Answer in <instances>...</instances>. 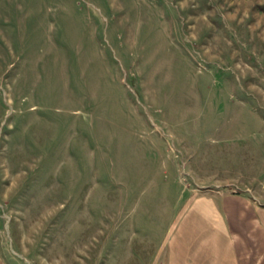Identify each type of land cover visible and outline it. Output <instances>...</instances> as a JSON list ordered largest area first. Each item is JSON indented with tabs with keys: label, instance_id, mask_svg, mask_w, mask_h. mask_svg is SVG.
<instances>
[{
	"label": "rangeland",
	"instance_id": "374dc122",
	"mask_svg": "<svg viewBox=\"0 0 264 264\" xmlns=\"http://www.w3.org/2000/svg\"><path fill=\"white\" fill-rule=\"evenodd\" d=\"M209 194L264 203V0H0L5 264H151Z\"/></svg>",
	"mask_w": 264,
	"mask_h": 264
},
{
	"label": "crops",
	"instance_id": "0c3cea01",
	"mask_svg": "<svg viewBox=\"0 0 264 264\" xmlns=\"http://www.w3.org/2000/svg\"><path fill=\"white\" fill-rule=\"evenodd\" d=\"M173 218L151 264H264V203L256 198L201 195Z\"/></svg>",
	"mask_w": 264,
	"mask_h": 264
}]
</instances>
